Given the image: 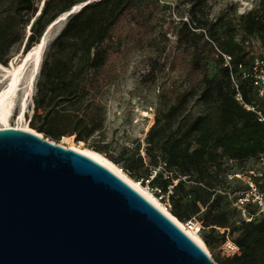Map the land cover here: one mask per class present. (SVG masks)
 <instances>
[{"label": "trees", "instance_id": "obj_1", "mask_svg": "<svg viewBox=\"0 0 264 264\" xmlns=\"http://www.w3.org/2000/svg\"><path fill=\"white\" fill-rule=\"evenodd\" d=\"M149 1L44 0V7L35 16L38 6L34 0H14L15 11L31 12L34 18L29 24L25 52L59 14L85 2L78 11L69 15L67 23L53 40L54 54H66L68 58L52 62L46 70L41 68L43 78L38 82L37 90L44 92L35 97L34 115L45 107L46 93L51 94L52 99L61 98L64 94L63 100L74 101L78 91L83 89L81 80L91 70L104 65L111 55L119 54L109 47L113 39L122 36L127 45L140 44L149 37L152 29L151 13L147 11ZM187 1L191 5V17L189 20H173L172 34L184 54L189 56L190 68L200 74L197 101L205 110L175 127L171 123L159 126L155 121L145 137L148 162L136 153L125 158L121 167L129 176L144 180L153 168L165 163L172 177L164 178L158 172L153 179L164 193L172 178L186 176L184 180L180 178L168 194L169 211L182 222L196 216L208 230L205 235L200 233L208 246L217 243L224 233L219 228H229L240 254L220 260L221 264H264V215L246 222L239 217L225 194L217 191V186L224 187L223 162L226 159L243 161L264 152V122L235 99L234 87L223 60V54H227L233 64L242 62L247 66L256 56L254 46L246 41L251 36L258 37L264 49V14L252 9L241 15L242 21L237 26L226 16L209 19L211 7L208 0ZM13 18L14 15L12 21ZM12 21L4 20L0 25V47L4 48L13 41L11 35L17 30ZM9 59L10 56H0L3 65H7ZM208 59L220 67L222 78L210 74L205 64ZM239 86L246 103L264 107V99L256 95L248 81H241ZM184 102L185 94L176 97V103ZM176 106L174 104L171 110ZM171 110L169 116L172 115ZM57 114L44 112L43 117L48 119L50 116L48 128L30 125L37 132L46 133L45 137L57 140L59 134H64H56L53 130L59 121Z\"/></svg>", "mask_w": 264, "mask_h": 264}, {"label": "water", "instance_id": "obj_2", "mask_svg": "<svg viewBox=\"0 0 264 264\" xmlns=\"http://www.w3.org/2000/svg\"><path fill=\"white\" fill-rule=\"evenodd\" d=\"M0 264L217 263L106 166L9 126L0 127Z\"/></svg>", "mask_w": 264, "mask_h": 264}, {"label": "rangeland", "instance_id": "obj_3", "mask_svg": "<svg viewBox=\"0 0 264 264\" xmlns=\"http://www.w3.org/2000/svg\"><path fill=\"white\" fill-rule=\"evenodd\" d=\"M34 1L38 9L44 7V4L42 5L44 0ZM208 1L211 7L209 19L226 16L237 26L242 21L241 15L252 9H257L264 14V0ZM149 3L147 11L151 13L152 19L149 37L140 44L127 45L122 36L113 39L109 47L113 52L118 51L119 54L111 55L104 65L91 70L88 76L81 80L83 89L78 91V97L74 101L63 100L64 94L61 98L52 99L51 94L46 93L45 107L34 115L35 97L44 92L37 90L38 82L43 78L41 68L44 67L46 70L52 62L68 58L66 54H54L53 40L67 23L69 15L55 24L43 50L39 72L27 100L23 118L18 119L19 101L24 90L22 84L17 89L19 91L15 95L7 123L12 127L16 125L31 127L30 124H34V126L43 125L44 128H48L50 116L46 119L43 117L44 112H58L59 121L53 130L56 134L61 132L64 134H59L58 139L53 141L68 146L78 145L99 150L106 157L118 162L116 165L121 169L124 159L136 153L148 162L145 153V137L155 121L159 126L171 123V126L175 127L205 110L197 101L196 89L199 86L200 74L197 70L190 68L189 56L184 54L182 47L178 46L172 34L173 20L190 19V3L187 0H150ZM12 15H14L13 21ZM7 19L13 22L17 31L12 33L13 41L8 46L0 47V56L3 58L10 56V59L18 56V59L14 61L16 64L26 50L25 42L29 33V24L34 18L31 12L15 11L14 0H0V25ZM246 41L254 46L253 52L256 55L264 54L258 37L251 36L246 38ZM10 59L7 65H10ZM205 64L211 75L217 78L223 77L220 67L213 60L208 59ZM29 74L30 63L22 74V83L26 81ZM5 84L6 78L0 69V89ZM180 94H185V102L178 104L176 97ZM174 104H177L176 109L171 110ZM49 105L50 109H48ZM170 110L171 116L168 115ZM40 133L46 135L44 132ZM47 137L52 140L51 136ZM250 164L251 161L248 158L236 161L234 168L244 170ZM122 170L126 173L124 169ZM132 178L139 181L135 177ZM145 183V179L142 180L141 185L146 190ZM219 231L221 232L220 228ZM201 233L205 235L208 230L203 228ZM224 239L225 233L219 237L216 245L210 248L216 260L219 257L218 244ZM220 260H217L219 264H221Z\"/></svg>", "mask_w": 264, "mask_h": 264}, {"label": "built area", "instance_id": "obj_4", "mask_svg": "<svg viewBox=\"0 0 264 264\" xmlns=\"http://www.w3.org/2000/svg\"><path fill=\"white\" fill-rule=\"evenodd\" d=\"M223 60L230 74L235 99L247 110L254 111L260 122H264V107L259 108L250 103H246L239 86L241 81H248L255 89L256 95L264 99V55L254 56L247 66L242 62L233 64L231 56L227 54H223ZM249 160L251 164L246 169L236 170L234 165L237 160L226 159L223 162L224 187L220 188L217 186V191L225 194L231 206L238 211L239 217L246 222H250L264 215V152L254 158H249ZM158 172L162 173L164 178L172 177V172L166 170L165 163H160L150 171L148 177L145 179V188L146 191L152 193L162 202L165 209L169 210L170 202L168 194L172 192V188L177 181L180 178L183 180L186 179V176L172 178V183L168 185V190L164 193L153 182ZM139 182L142 183V180H139ZM184 224L187 230H194L198 234L201 233L203 228L196 216H192ZM220 230L225 233V239L218 244L219 257L217 259L224 260L235 255L238 256L240 254V248L232 240L229 228H220ZM183 231L185 232V230ZM215 245L216 243H213L209 247L211 248ZM209 257L212 261L219 264L213 256L209 255Z\"/></svg>", "mask_w": 264, "mask_h": 264}, {"label": "bare ground", "instance_id": "obj_5", "mask_svg": "<svg viewBox=\"0 0 264 264\" xmlns=\"http://www.w3.org/2000/svg\"><path fill=\"white\" fill-rule=\"evenodd\" d=\"M83 3V2H81ZM81 3L74 5L72 8L74 12L78 11L75 9L78 7ZM44 2H42V5ZM42 9V7H40ZM40 9V10H41ZM70 10L63 12L59 14L50 24L53 22H60L63 19L67 17V13ZM49 25V24H48ZM54 25L49 27L46 31V33L43 35L41 43L36 42L34 45H32L26 52V56L24 59L25 54L21 57V59L15 64V60L18 59V56H14L10 59V65H3L0 62V69L3 71V75L6 78V84L0 89V126L2 127H9L10 125L7 123L8 118L11 115V109L14 103V98L17 93L18 87L23 84L24 90L22 92V96L19 101V112H18V119L23 118L24 110L26 108L27 100L29 99L33 84L36 78L37 73L39 72V68L41 65L42 60V53L43 50L48 42V40L51 37L52 28ZM33 59L30 74L27 76V79L25 82L22 83V74L29 63V60ZM17 128H23L26 130H34L28 125L26 126H20L16 125ZM42 134V133H40ZM63 144V143H61ZM65 145V144H63ZM68 146V145H65ZM76 150L88 155L92 159L96 160L103 166H106L111 171H113L115 174H117L119 177H121L123 180H125L128 184H130L133 188H135L138 192H140L143 196H145L150 202H152L156 207H158L160 210H162L165 214H167L181 229L185 230V232L193 239L195 240L206 252L207 254L212 256V253L210 251V247L204 242V240L201 238L200 234L195 232L194 230H187L184 222L180 221L178 218H176L168 209H165L163 207L162 202H160L152 193L149 191H146L144 187L141 185V183L138 180H134L131 176H129L127 173H125L119 166L116 165L115 162H113L110 158L106 157L103 153H101L98 150L95 149H89L84 148L78 145H69Z\"/></svg>", "mask_w": 264, "mask_h": 264}]
</instances>
